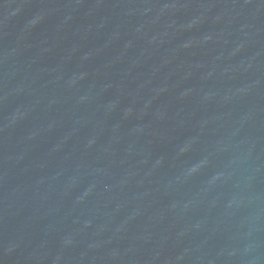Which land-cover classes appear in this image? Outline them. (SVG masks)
Returning a JSON list of instances; mask_svg holds the SVG:
<instances>
[{
	"label": "water",
	"instance_id": "water-1",
	"mask_svg": "<svg viewBox=\"0 0 264 264\" xmlns=\"http://www.w3.org/2000/svg\"><path fill=\"white\" fill-rule=\"evenodd\" d=\"M0 264H264V0H0Z\"/></svg>",
	"mask_w": 264,
	"mask_h": 264
}]
</instances>
